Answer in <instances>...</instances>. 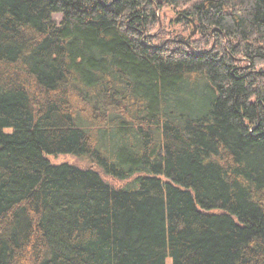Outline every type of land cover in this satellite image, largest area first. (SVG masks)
I'll return each mask as SVG.
<instances>
[{"label":"trees","instance_id":"trees-1","mask_svg":"<svg viewBox=\"0 0 264 264\" xmlns=\"http://www.w3.org/2000/svg\"><path fill=\"white\" fill-rule=\"evenodd\" d=\"M0 264H264V0H0Z\"/></svg>","mask_w":264,"mask_h":264},{"label":"rangeland","instance_id":"rangeland-1","mask_svg":"<svg viewBox=\"0 0 264 264\" xmlns=\"http://www.w3.org/2000/svg\"><path fill=\"white\" fill-rule=\"evenodd\" d=\"M55 18L59 19L60 15H56ZM157 18L159 21V25L156 33H163V36L165 38H170V36H178L183 39L188 37H194L197 39L199 36L197 24L195 22L190 25H187L186 27L183 24H173V22L175 21V12H172L170 9L164 8L162 11H159L157 13ZM48 160L52 164L68 163L77 165L80 168L90 167L89 163L85 160L70 155L48 156ZM104 179L114 185H118L120 183L116 180L111 179L110 177L104 176Z\"/></svg>","mask_w":264,"mask_h":264},{"label":"water","instance_id":"water-1","mask_svg":"<svg viewBox=\"0 0 264 264\" xmlns=\"http://www.w3.org/2000/svg\"><path fill=\"white\" fill-rule=\"evenodd\" d=\"M194 23V22H193ZM195 27V26H194Z\"/></svg>","mask_w":264,"mask_h":264}]
</instances>
